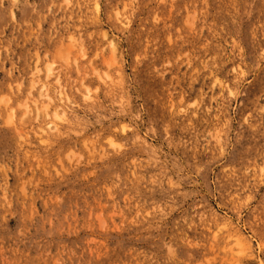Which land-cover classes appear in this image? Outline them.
<instances>
[{
    "label": "rangeland",
    "instance_id": "rangeland-1",
    "mask_svg": "<svg viewBox=\"0 0 264 264\" xmlns=\"http://www.w3.org/2000/svg\"><path fill=\"white\" fill-rule=\"evenodd\" d=\"M156 12L157 5L152 0H68L67 4L64 0H5L0 9V87L7 85V92L0 93V106L11 100L8 92L13 91H19L25 99L31 92L38 99L46 87L42 82L48 79L41 73L55 77L57 72L55 56L71 58L82 43L91 58L98 42L85 39L88 32L99 29L105 36L111 35L114 27L124 26L127 17L132 33ZM210 12L218 22L227 20V0H213ZM69 36L72 39H66ZM134 40L135 35H130L127 41L122 39V45L134 48ZM115 59L102 58L94 63L107 65ZM46 60L48 63L44 64ZM13 82L21 87L12 88ZM117 87L114 85V94ZM160 88L148 76L139 77L137 91L143 99ZM248 88L243 98L248 101L245 107L258 118L251 126L232 122L234 139L226 154L216 159L211 151L201 149L199 153L185 154L181 150L173 168L169 167L173 164L171 157L163 165L153 160L152 167H145L150 157L164 159L160 156L161 145L150 139L141 150L108 167L104 166L107 161L99 163L93 159L80 162L63 174L55 169V177L51 172L45 175L49 162L30 163L32 153L22 149L19 134L6 122L5 112L4 121H0V241L16 242L23 234L25 255L34 264H140L149 258L154 260L150 231L144 227L147 221L142 224L127 213L117 214L114 208L109 211L116 201L123 206L124 198L131 192L138 208L163 206L162 201L171 204L175 210L170 209L166 223L177 232L189 217L204 216L207 227L180 233L181 246L174 255L181 264L190 260L217 264L225 257L232 264H259L264 259L260 248L264 238V116L260 115L264 79L257 76ZM152 114L169 118L163 111H156L154 105ZM176 130L179 132V127ZM92 131L88 129L85 136ZM76 139L65 138L61 143ZM80 146L83 147L82 140ZM193 164L206 166L205 173L192 177L189 168ZM209 167L211 171H207ZM173 170L175 175L171 174ZM38 175L43 180L36 181L35 195L29 194L28 188ZM148 179L156 183L145 187L142 181ZM178 179L183 182L177 190L174 185ZM18 185L25 188L22 198L16 194ZM242 194L251 199L238 212L230 211L225 206L227 200ZM102 222L106 228H102ZM207 235L213 240L205 247Z\"/></svg>",
    "mask_w": 264,
    "mask_h": 264
},
{
    "label": "clouds",
    "instance_id": "clouds-1",
    "mask_svg": "<svg viewBox=\"0 0 264 264\" xmlns=\"http://www.w3.org/2000/svg\"><path fill=\"white\" fill-rule=\"evenodd\" d=\"M152 2L157 5L156 14L132 33L127 17L124 26L114 27L111 35L105 36L99 29L88 32L85 39L98 42L91 58L85 54L82 43L71 58L55 56L57 72L55 77L51 73H41L48 79L43 80L46 87L41 89L38 99L31 92L27 99L19 91L8 92L11 100L0 106V121H4L7 112L6 122L16 128L22 149L32 153L30 163L33 160L49 162L45 175L51 172L55 177V169L63 174L76 164L93 159L99 163L107 161L104 166L108 167L141 150L150 139L161 145L160 156L164 159L150 157L145 167H152L153 160L163 165L171 157L173 164L169 167L173 168L175 156L181 150L187 154L203 149L220 159L234 139L232 122H239L241 127L255 123L258 117L245 107L248 101L243 98L257 76L264 79V0H227L228 19L219 22L210 12L213 0ZM4 4L5 0H0V9ZM133 34L135 47L125 48L122 39L127 41ZM112 57L116 59L107 65L94 63ZM141 75L161 85L159 91L146 99L137 91ZM114 85L119 86L115 94ZM11 87L19 89L21 85L13 82ZM2 92H7V85L0 87ZM153 105L156 111H163L169 118L153 115ZM260 115L264 116V106L260 108ZM88 129L93 131L85 136ZM73 137L77 138L74 142L61 143L65 138L72 141ZM32 167L35 171L34 164ZM189 171L192 177H200L206 166L193 164ZM171 174L176 172L173 170ZM38 180L42 181L43 177L34 178L28 188L29 194L35 195ZM182 182L178 179L174 187L178 190ZM142 183L149 187L156 182L148 179ZM16 194L22 198L25 188L18 185ZM250 199V195L242 194L239 198L233 195L225 206L238 212ZM161 204L163 206L138 208L135 197L129 192L123 206L116 201L109 208V211L114 208L117 214L127 213L142 224L147 221L144 227L150 231L155 259L149 258L140 264H181L174 255L181 246L180 233L208 226L201 214L199 219L184 220L177 232L174 226L166 223L170 209H175L167 202ZM106 227L102 222V228ZM22 237L23 234L12 243L0 241V264H34L25 255L27 249ZM212 240L213 237L207 235L204 246ZM184 242L187 243L186 238ZM260 248L264 255V238L260 240ZM186 264L204 262L190 260ZM217 264H232V260L225 257ZM259 264H264V259Z\"/></svg>",
    "mask_w": 264,
    "mask_h": 264
},
{
    "label": "bare ground",
    "instance_id": "bare-ground-1",
    "mask_svg": "<svg viewBox=\"0 0 264 264\" xmlns=\"http://www.w3.org/2000/svg\"><path fill=\"white\" fill-rule=\"evenodd\" d=\"M5 49V48H4ZM100 207V206H99Z\"/></svg>",
    "mask_w": 264,
    "mask_h": 264
}]
</instances>
